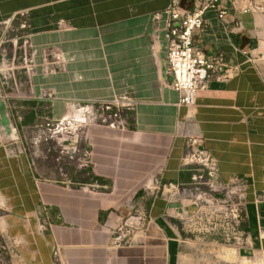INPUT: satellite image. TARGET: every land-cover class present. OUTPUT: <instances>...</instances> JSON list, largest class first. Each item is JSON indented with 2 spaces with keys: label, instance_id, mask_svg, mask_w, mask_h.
<instances>
[{
  "label": "crops",
  "instance_id": "obj_1",
  "mask_svg": "<svg viewBox=\"0 0 264 264\" xmlns=\"http://www.w3.org/2000/svg\"><path fill=\"white\" fill-rule=\"evenodd\" d=\"M172 2L0 0V23L27 13L26 33L40 64L46 49L64 57L65 71L45 81L64 99L53 102V114L63 115L66 104L117 96L133 103L128 129L100 124L88 129L91 183L84 184L36 176L7 103L0 101V198L8 212L6 231L20 249H35L36 264H264L260 18L233 1L222 2L224 18L214 11L205 14L195 46L207 57H222L227 71L225 77L209 80L189 111L178 105L174 78L167 73L165 11ZM182 3L185 7L188 1ZM191 136L203 138L223 183L243 178L250 184L243 223L250 236L246 247L204 241L174 223L182 209L191 214L194 207L171 203L156 184L189 179L182 160ZM41 207H47L49 223L42 235L35 233ZM134 214L144 217V225L125 238L127 243L117 244L112 232Z\"/></svg>",
  "mask_w": 264,
  "mask_h": 264
},
{
  "label": "built area",
  "instance_id": "obj_2",
  "mask_svg": "<svg viewBox=\"0 0 264 264\" xmlns=\"http://www.w3.org/2000/svg\"><path fill=\"white\" fill-rule=\"evenodd\" d=\"M227 1L244 3V11H251L252 4L249 0H192L190 8L184 7L182 0H173L171 6L165 11L167 16L165 36L168 42L167 73L174 78L173 88L179 94L178 105L189 111L196 106L199 91L207 87L210 79L214 76L225 77L227 65L222 57H207L202 49L195 46L194 38L204 28L206 13L214 11L220 18H224L226 10L221 5L222 2ZM27 16L24 12L15 19L10 18L0 23L5 27L4 34H0L1 84L3 79L6 81L11 77L9 67H12L15 60L9 58L11 48L19 54L16 60L22 67H38L37 54L30 35L26 33L29 29ZM8 32L15 33V36L6 39ZM26 47L30 48L29 53L23 55V49ZM60 57L61 53L54 52L53 48L46 49L42 54L45 63L53 61V58L59 62ZM50 65L53 67V62ZM44 96L47 100L52 99V94ZM0 98L2 102L6 99L10 100L6 95H0ZM132 107L133 103L127 96L114 97L101 104L99 109L91 115L92 124L98 123L111 129L126 130L130 127L127 111ZM69 117L67 116L66 119ZM188 147L189 150L182 160V167L190 173L189 179L179 184L157 183L156 186L158 185L161 195L171 203L178 202L184 208L194 207L191 214L182 209L180 215L176 217L196 237L204 241L209 238L217 245L246 247L250 236L243 229V223L250 184L243 178H234L229 183H223L219 176L218 161L205 148L202 137H189ZM91 163L92 152L85 149L82 167L89 168ZM47 210V207H41L37 216L41 234L49 230ZM144 222L142 215H131L124 227H119L112 232L116 243H127L128 240L126 241L125 238L134 235L141 229ZM57 255L58 251H55V256Z\"/></svg>",
  "mask_w": 264,
  "mask_h": 264
},
{
  "label": "rangeland",
  "instance_id": "obj_3",
  "mask_svg": "<svg viewBox=\"0 0 264 264\" xmlns=\"http://www.w3.org/2000/svg\"><path fill=\"white\" fill-rule=\"evenodd\" d=\"M249 2L252 4L251 11L260 18L259 35L260 41L264 44V0H249ZM4 32L5 27L0 25V34L3 35ZM14 36L15 33L8 32L6 39ZM29 50V47L24 48L23 55L28 54ZM18 56L19 54L11 48L9 58L15 60L12 67H9L11 77L6 81L3 79L2 84L0 83V95H6L10 99H6L5 102L11 120L17 128L19 145L28 157L34 174L60 183L69 179L84 184L91 183L89 169L83 168L81 164L86 149L88 129L98 124H92L90 117L101 104L112 99L66 104L63 115L53 114V102L64 99H61L53 88L47 87L45 81L52 77L51 75L65 71L62 53L59 63H53V67H50V64L54 58L46 64L44 61L40 64L37 59L38 67H22L16 60ZM45 94H52V99L47 100ZM80 110L85 112L86 116L82 115L83 118L78 116ZM67 116L70 117L66 119ZM7 213L6 204L0 198V264H36L34 248L20 249L16 239L9 238L6 231ZM174 221L177 224L181 223L178 218ZM35 233L41 234L37 216Z\"/></svg>",
  "mask_w": 264,
  "mask_h": 264
},
{
  "label": "bare ground",
  "instance_id": "obj_4",
  "mask_svg": "<svg viewBox=\"0 0 264 264\" xmlns=\"http://www.w3.org/2000/svg\"><path fill=\"white\" fill-rule=\"evenodd\" d=\"M81 112H80V115H78V116H81V118H83L84 116H86V115H84V111L83 110H80ZM82 115H83V117H82ZM86 121V120H85Z\"/></svg>",
  "mask_w": 264,
  "mask_h": 264
},
{
  "label": "trees",
  "instance_id": "obj_5",
  "mask_svg": "<svg viewBox=\"0 0 264 264\" xmlns=\"http://www.w3.org/2000/svg\"><path fill=\"white\" fill-rule=\"evenodd\" d=\"M186 1H188V3H187V5H186L185 7L190 8V7H191V6H190V2H191L192 0H186Z\"/></svg>",
  "mask_w": 264,
  "mask_h": 264
}]
</instances>
